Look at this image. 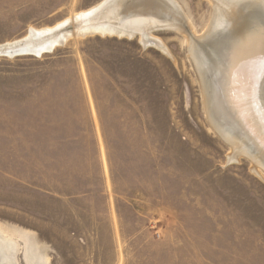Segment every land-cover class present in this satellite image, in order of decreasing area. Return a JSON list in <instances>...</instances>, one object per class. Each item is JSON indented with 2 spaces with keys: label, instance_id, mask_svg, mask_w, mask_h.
<instances>
[{
  "label": "rangeland",
  "instance_id": "obj_1",
  "mask_svg": "<svg viewBox=\"0 0 264 264\" xmlns=\"http://www.w3.org/2000/svg\"><path fill=\"white\" fill-rule=\"evenodd\" d=\"M100 1L0 0V47L72 33L0 54V264H264V168L209 123L188 50L216 1L165 0L148 43L76 33Z\"/></svg>",
  "mask_w": 264,
  "mask_h": 264
},
{
  "label": "bare ground",
  "instance_id": "obj_2",
  "mask_svg": "<svg viewBox=\"0 0 264 264\" xmlns=\"http://www.w3.org/2000/svg\"><path fill=\"white\" fill-rule=\"evenodd\" d=\"M215 1L213 20L198 37L202 43L190 40L188 49L201 80L206 116L234 154H246L264 168V27L246 24V12L237 5L240 0ZM250 1L264 7V0ZM121 3L122 0H101L76 14L72 27L81 34L138 33L148 43L149 29L168 26L152 17H124ZM68 27L69 19L53 28H30L23 38L1 46L0 54H39L50 50L69 36Z\"/></svg>",
  "mask_w": 264,
  "mask_h": 264
},
{
  "label": "water",
  "instance_id": "obj_3",
  "mask_svg": "<svg viewBox=\"0 0 264 264\" xmlns=\"http://www.w3.org/2000/svg\"><path fill=\"white\" fill-rule=\"evenodd\" d=\"M246 14L243 16V20L246 24L251 25L253 28L257 26V28L264 27V7L262 3H255L250 0H240L237 4ZM258 6V7H257ZM163 8H171L165 0H122L120 13L124 17L130 16H142V17H152L155 20L171 24L173 20L168 19L162 11ZM195 43H202V41H197ZM51 50V49H50ZM49 49H44L39 54L30 53L35 55H40L43 52L50 51ZM12 53V52H11ZM18 52L13 53L12 56H17L20 54H16ZM24 53V52H23ZM8 55L6 53H3ZM10 56V55H8Z\"/></svg>",
  "mask_w": 264,
  "mask_h": 264
}]
</instances>
